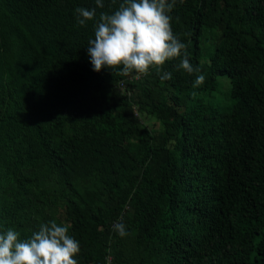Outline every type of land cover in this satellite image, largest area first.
<instances>
[{
  "label": "trees",
  "instance_id": "obj_1",
  "mask_svg": "<svg viewBox=\"0 0 264 264\" xmlns=\"http://www.w3.org/2000/svg\"><path fill=\"white\" fill-rule=\"evenodd\" d=\"M122 2L0 0V232L68 225L78 264H264V0H177L199 72L182 51L166 81L93 70L94 25Z\"/></svg>",
  "mask_w": 264,
  "mask_h": 264
},
{
  "label": "clouds",
  "instance_id": "obj_2",
  "mask_svg": "<svg viewBox=\"0 0 264 264\" xmlns=\"http://www.w3.org/2000/svg\"><path fill=\"white\" fill-rule=\"evenodd\" d=\"M115 3V0H112ZM185 0H179L183 4ZM177 0H123L113 13L102 12L94 25V39L89 40L88 55L93 70L121 68V75L132 72L147 75L154 68L161 81L172 79L169 72L161 74L166 61L180 59L177 65L189 74L190 64L186 45L173 34L171 16ZM103 8V0H95ZM77 23L81 26L96 16L95 8L75 9ZM205 76L198 75L194 87L204 83ZM113 230L120 237L128 235L122 222L114 223ZM20 233L9 228L0 232V264H78L74 258L80 252L77 240L69 235L68 225H58L55 220L39 226L28 239L21 240Z\"/></svg>",
  "mask_w": 264,
  "mask_h": 264
},
{
  "label": "rangeland",
  "instance_id": "obj_3",
  "mask_svg": "<svg viewBox=\"0 0 264 264\" xmlns=\"http://www.w3.org/2000/svg\"><path fill=\"white\" fill-rule=\"evenodd\" d=\"M212 34L213 33L206 34L204 36L205 37V42H206L205 47H208V48L210 47L209 44H207V43H209V41L206 40V37L207 36L209 37V35L211 37ZM140 77L141 76H136V79H139ZM218 84H219V86H218V89H217V91L215 93H209L208 95L207 94L206 95L204 94L201 97L203 99H205V101H211V102L218 101V100H215L217 98H220L221 100H224L225 99L224 97L226 96V92H227V89H228V83H227L226 78H223V77L218 78ZM138 119L149 130H151L152 132H155L156 133V132H158L160 130V126H159L158 122L155 119H153V118H151L149 116H141V117L138 116Z\"/></svg>",
  "mask_w": 264,
  "mask_h": 264
}]
</instances>
